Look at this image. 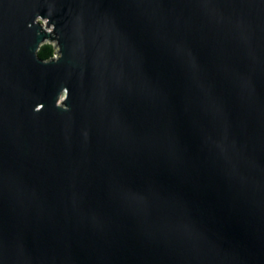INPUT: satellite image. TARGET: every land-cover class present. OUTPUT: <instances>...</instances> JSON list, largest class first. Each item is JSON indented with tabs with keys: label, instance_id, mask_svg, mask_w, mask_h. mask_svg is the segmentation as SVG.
Segmentation results:
<instances>
[{
	"label": "water",
	"instance_id": "1",
	"mask_svg": "<svg viewBox=\"0 0 264 264\" xmlns=\"http://www.w3.org/2000/svg\"><path fill=\"white\" fill-rule=\"evenodd\" d=\"M0 264H264V0H0Z\"/></svg>",
	"mask_w": 264,
	"mask_h": 264
},
{
	"label": "trees",
	"instance_id": "2",
	"mask_svg": "<svg viewBox=\"0 0 264 264\" xmlns=\"http://www.w3.org/2000/svg\"><path fill=\"white\" fill-rule=\"evenodd\" d=\"M55 53L56 48L51 42L43 43L37 51V54L44 60L51 58Z\"/></svg>",
	"mask_w": 264,
	"mask_h": 264
},
{
	"label": "clouds",
	"instance_id": "3",
	"mask_svg": "<svg viewBox=\"0 0 264 264\" xmlns=\"http://www.w3.org/2000/svg\"><path fill=\"white\" fill-rule=\"evenodd\" d=\"M59 58H60V57H57L55 60H58ZM44 63H48V62L45 61ZM61 93H62V95H60ZM58 95H60V99H61L62 101L65 102V100H66V98H67V96H68V91H67V89H61V91L59 92ZM55 106H56L57 108H61V109H63V110H67L65 104H63V107H60L59 104H55ZM41 108H42V105L37 104L36 107H35V109H34V111H37V112H38V111L41 110Z\"/></svg>",
	"mask_w": 264,
	"mask_h": 264
},
{
	"label": "built area",
	"instance_id": "4",
	"mask_svg": "<svg viewBox=\"0 0 264 264\" xmlns=\"http://www.w3.org/2000/svg\"><path fill=\"white\" fill-rule=\"evenodd\" d=\"M55 54H56V53H55ZM55 54H54V55H55Z\"/></svg>",
	"mask_w": 264,
	"mask_h": 264
}]
</instances>
